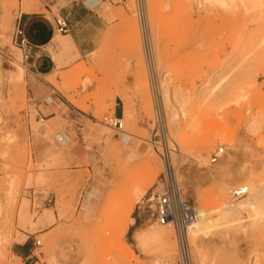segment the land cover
<instances>
[{"label":"rangeland","instance_id":"rangeland-1","mask_svg":"<svg viewBox=\"0 0 264 264\" xmlns=\"http://www.w3.org/2000/svg\"><path fill=\"white\" fill-rule=\"evenodd\" d=\"M46 1L0 0V264H179L173 229L140 241L162 229L151 75L182 192L212 222L193 263L264 264V0H142L153 73L137 1L98 0L94 52L63 63L49 47L55 70L37 76L14 33L26 5L52 18ZM119 111L123 132L104 123ZM36 241L31 262L15 254Z\"/></svg>","mask_w":264,"mask_h":264},{"label":"built area","instance_id":"built-area-1","mask_svg":"<svg viewBox=\"0 0 264 264\" xmlns=\"http://www.w3.org/2000/svg\"><path fill=\"white\" fill-rule=\"evenodd\" d=\"M136 1L139 5L140 28L147 62L149 63V71L153 73L152 47L150 33L146 26V19L143 12V2L142 0ZM54 26L56 33L61 36L67 35L70 31L68 21L61 17L54 19ZM14 41L22 51L24 61L28 62L31 60L34 56L35 47L26 40L24 31L19 24L16 26ZM150 82L155 113V128L153 130L154 145L164 166L163 189L150 199L154 204V218L159 226L173 229L178 243L179 264H194L189 241V231L198 220L199 212L196 206L185 198L180 187L177 170L173 163L172 155L174 150L170 146L171 140L167 126L166 112L158 94L157 82L152 75ZM104 123L117 132L124 131L123 118H119L116 114L114 116H106ZM217 160V157L214 158V162ZM33 197H35L34 193L29 199L33 201V206H36V210L41 209L40 204L52 203V199H39V202H36ZM40 245L41 243L39 241L34 243V248L30 252L31 256L27 262H31L35 258V249L36 247H40Z\"/></svg>","mask_w":264,"mask_h":264},{"label":"crops","instance_id":"crops-1","mask_svg":"<svg viewBox=\"0 0 264 264\" xmlns=\"http://www.w3.org/2000/svg\"><path fill=\"white\" fill-rule=\"evenodd\" d=\"M57 3L58 0L46 1L45 9L52 18H48L36 7L26 5L17 21V25H21L24 31L26 40L35 47L34 56L27 64L31 72L37 76H50L55 70L49 47L59 50L63 63L64 56L72 51L83 58L94 52L100 40L101 30L96 26L105 25L98 12L101 6L98 0H69L55 10L57 16H54L53 8ZM58 17L68 21L70 31L54 44L56 35L54 19ZM117 116L123 118L124 112H117ZM31 246V244L20 245L15 254L28 261L31 256Z\"/></svg>","mask_w":264,"mask_h":264},{"label":"bare ground","instance_id":"bare-ground-1","mask_svg":"<svg viewBox=\"0 0 264 264\" xmlns=\"http://www.w3.org/2000/svg\"><path fill=\"white\" fill-rule=\"evenodd\" d=\"M26 10H28V9H26ZM176 98H178V97H176ZM63 140H64V138H63ZM146 165L148 167H150L152 165L151 164V160H147ZM95 187H96V183H94L90 187V189L87 191V193H85L86 194L85 195V201L93 202L99 196V194L101 192L95 191ZM199 219H200V213H199L198 220ZM198 220L193 224V226L190 228V231H189V239L194 244H196V242L198 241V239L204 235L205 228L209 227L210 224L212 223V222L209 223V221H211L210 219H209L208 222L205 221V218L204 219H201L200 221H198ZM170 229H172V228H170V227H162V229H160V230L153 231V232H150V233H147V234H143L142 237L140 238V241L142 243H144V244L147 243V242H149V241H152V242H156V243L158 242V243L166 244L168 246L170 244V242L173 241V232ZM145 249H146V247H145Z\"/></svg>","mask_w":264,"mask_h":264}]
</instances>
